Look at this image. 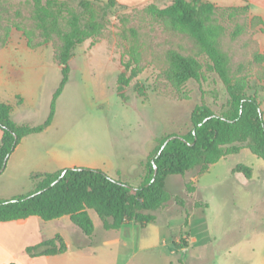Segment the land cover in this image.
<instances>
[{"label":"rangeland","instance_id":"obj_1","mask_svg":"<svg viewBox=\"0 0 264 264\" xmlns=\"http://www.w3.org/2000/svg\"><path fill=\"white\" fill-rule=\"evenodd\" d=\"M66 1L74 5L78 0ZM92 1L98 11L106 4V0ZM171 3L172 0H149L122 4L115 0L101 31L74 48L68 80L55 103L56 124L47 129V134L65 133L62 149L68 159L80 162L82 167L94 165L92 168L102 170L118 158L131 156L130 148L149 128L161 135L157 138L181 131L184 134L191 128L189 115L196 105L204 104L216 113L224 109L226 88L209 69V61L194 36L176 22L168 9ZM35 4L36 0H0V50L14 39L15 49L46 52V60L52 62L46 65L45 83L41 81V88L46 90L47 118L52 94L61 80V65L56 60L61 40L53 25L56 21L63 26L67 16H47L41 26ZM214 5L218 10L213 24L223 29L217 46L230 58L246 93L254 95L262 107L264 49L258 36L264 32V21L252 15L247 4ZM171 51L197 60L198 80L176 83L172 77L176 66L169 59ZM37 72V68L24 65L20 72L11 74L21 73L23 80L18 86L25 88ZM127 78L121 97L117 85L124 84ZM240 163L251 167L249 178L233 171ZM6 174L4 167L0 188L6 182H29L23 177L6 178ZM165 182H192L194 189L188 193L185 184L169 186L171 199L155 212V225L146 229L123 227L120 239H128V245L110 239L116 235L113 231L105 233L100 241L115 245L118 264L128 254L132 255L128 264H166L169 259L174 264H264L261 158L242 148L211 164L204 173L190 170L184 175H168ZM89 213L98 229L100 218L93 210ZM140 238L146 243H141ZM186 239L191 248L183 253L181 247ZM138 244L148 246L139 251Z\"/></svg>","mask_w":264,"mask_h":264},{"label":"trees","instance_id":"obj_2","mask_svg":"<svg viewBox=\"0 0 264 264\" xmlns=\"http://www.w3.org/2000/svg\"><path fill=\"white\" fill-rule=\"evenodd\" d=\"M114 3L115 0H106V4L98 11L92 0H78L74 5L66 0H36L35 14L41 26L47 16L54 19L62 13L67 16L63 26H59L56 21L53 25L61 40L60 52L56 54V60L61 65V80L52 94L48 116L39 125L15 123L10 116L12 105L0 103V172L22 137L41 132L51 124L56 99L68 80L69 59L74 48L101 31L107 11ZM168 9L176 22L194 36L209 61V69L224 84L228 94L224 109L216 113L208 106L198 104L189 115L191 128L184 134H172L180 135L183 139H170L161 149L170 135L156 138V144L145 162L146 172L139 186L133 187L92 167L73 166L52 173H35L31 175L33 190L0 199V221L32 215L51 220L68 215L90 240L94 231L88 213L90 209L98 215L105 230L118 229L128 222L144 226L156 222L155 212L171 199L164 185L168 175H181L190 170L204 173L211 164L238 153L242 148L249 149L264 161V112L257 98L246 93L244 84L232 69L228 55L217 46V39L223 31L222 27L213 24L218 7L204 0H172ZM169 59L176 66L172 77L177 84L188 79H199V64L195 58L171 51ZM127 82L128 78L124 84L117 85V94L121 97ZM233 171L241 172L247 178L251 176V167L245 164L235 165ZM187 190L191 191L192 186L187 185ZM65 250L64 240L56 234L49 240L26 247L25 253L32 256L47 255Z\"/></svg>","mask_w":264,"mask_h":264},{"label":"crops","instance_id":"obj_3","mask_svg":"<svg viewBox=\"0 0 264 264\" xmlns=\"http://www.w3.org/2000/svg\"><path fill=\"white\" fill-rule=\"evenodd\" d=\"M116 1L122 4H137L149 0ZM204 1L222 6L247 4L251 14L260 17L264 21V0ZM258 42L264 49V32L259 34ZM16 43L17 41L13 39L7 48L0 50V103L7 102L12 105L10 116L15 123L39 125L46 119V90L41 88V81L45 83L46 65H51L52 62L48 59L46 60L45 51L28 52L18 50L15 49ZM24 65H29L38 70L31 77V84L25 88L18 86V82L23 80V75L21 73L11 74L13 71L20 72ZM260 109L264 112V106L261 107L260 105ZM55 113L51 124L47 128L41 132L22 137L8 156L5 165V170H7L6 178L17 180L19 177H23L27 178L29 182L13 181V184L12 181L6 182V185L0 188V199L11 198L33 190L34 181L31 179L32 174L41 172L52 173L66 167L80 166V162L68 159L62 149L65 142L63 141L65 133L53 132L47 134V129L56 124ZM182 133L183 131L176 134ZM1 136L2 131L0 129V139ZM159 136L161 135L153 128H149L142 134L140 141L130 148L131 156L118 158L114 164L110 162L101 167V169L115 179H119L133 187L139 186L146 172L145 162L156 144V138ZM88 166L92 167L94 165ZM191 183L164 182V185L169 192V186L185 184V190L191 193L194 189ZM187 185L192 186L191 191L187 190ZM157 220L158 217L156 216V222L144 226H140L135 222H128L118 229L109 230L103 229L102 223L98 229L94 225L90 240L70 220L68 215L51 220H44L39 216L32 215L26 218L0 221V264H118L119 257L114 251L115 245L107 241H100L102 236L108 231H113L116 235L113 234L114 237H110V239L116 238L124 245H128V239H120L123 227L136 229L138 226L141 229H146L148 225H155ZM154 231L155 234H158V228H155ZM56 234H59L64 240L66 244L65 251L56 254L33 256L25 253L26 247L49 240ZM107 239L109 238H105V240ZM146 241V239L140 238L141 243L144 244ZM175 241L177 242V239ZM143 244H138L139 251L148 246ZM190 248L188 239H186V244L181 247L182 252L188 253ZM136 253L137 251L132 254ZM131 260L132 255L128 254L122 264H128ZM166 264L174 263L169 259Z\"/></svg>","mask_w":264,"mask_h":264},{"label":"water","instance_id":"obj_4","mask_svg":"<svg viewBox=\"0 0 264 264\" xmlns=\"http://www.w3.org/2000/svg\"><path fill=\"white\" fill-rule=\"evenodd\" d=\"M175 137H180L182 138L180 135H170L168 138L165 139V141L163 142V144L161 145V149L164 147V145L167 143L168 140L173 139ZM183 139V138H182ZM156 173V166H154V174ZM57 180H55L53 183H55Z\"/></svg>","mask_w":264,"mask_h":264}]
</instances>
